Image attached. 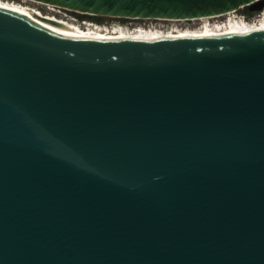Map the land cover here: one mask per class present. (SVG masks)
<instances>
[{"label": "water", "instance_id": "water-1", "mask_svg": "<svg viewBox=\"0 0 264 264\" xmlns=\"http://www.w3.org/2000/svg\"><path fill=\"white\" fill-rule=\"evenodd\" d=\"M191 18L264 0H37ZM0 264H264V29L58 33L0 8Z\"/></svg>", "mask_w": 264, "mask_h": 264}, {"label": "bare ground", "instance_id": "bare-ground-1", "mask_svg": "<svg viewBox=\"0 0 264 264\" xmlns=\"http://www.w3.org/2000/svg\"><path fill=\"white\" fill-rule=\"evenodd\" d=\"M33 3L46 5L52 11L44 12ZM57 7L37 0H0V8L17 12L51 30L76 38L98 40L208 38L238 35L264 29V10L250 18L238 13V10L191 18L110 16L135 19L133 23L122 24L118 21L98 23L91 20H82L79 22L77 18L70 16L63 18L58 15L61 10ZM76 12L93 16L103 15L91 12ZM150 18L159 21H150Z\"/></svg>", "mask_w": 264, "mask_h": 264}, {"label": "rangeland", "instance_id": "rangeland-1", "mask_svg": "<svg viewBox=\"0 0 264 264\" xmlns=\"http://www.w3.org/2000/svg\"><path fill=\"white\" fill-rule=\"evenodd\" d=\"M32 3V2H30ZM33 5H35L36 7L40 8L42 11L44 12H51L52 10H50L49 7H47L46 5L43 4H39V3H33ZM57 9L61 10V13H59L58 15L60 17H73V18H77L79 22H81L82 20H91V21H95L98 23H111L112 21H118L122 24H130L135 22V19H131V18H124V17H110V16H103V15H89L88 14H84V13H80V12H74V10H70V9H61V7H57ZM84 14V15H83ZM150 21H154L157 22L159 20H156L154 18H150ZM141 22V21H140Z\"/></svg>", "mask_w": 264, "mask_h": 264}, {"label": "flooded vegetation", "instance_id": "flooded-vegetation-1", "mask_svg": "<svg viewBox=\"0 0 264 264\" xmlns=\"http://www.w3.org/2000/svg\"><path fill=\"white\" fill-rule=\"evenodd\" d=\"M75 12V11H74ZM238 13H240V14H244L245 16H247V17H252V16H254V15H256V13L257 12H252V11H249V10H247L246 8H242V9H239L238 10ZM84 15V14H83ZM89 16V15H88Z\"/></svg>", "mask_w": 264, "mask_h": 264}, {"label": "built area", "instance_id": "built-area-1", "mask_svg": "<svg viewBox=\"0 0 264 264\" xmlns=\"http://www.w3.org/2000/svg\"><path fill=\"white\" fill-rule=\"evenodd\" d=\"M244 15V14H243Z\"/></svg>", "mask_w": 264, "mask_h": 264}]
</instances>
